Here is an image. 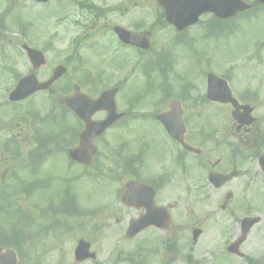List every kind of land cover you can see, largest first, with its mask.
<instances>
[{
    "label": "flooded vegetation",
    "instance_id": "flooded-vegetation-1",
    "mask_svg": "<svg viewBox=\"0 0 264 264\" xmlns=\"http://www.w3.org/2000/svg\"><path fill=\"white\" fill-rule=\"evenodd\" d=\"M249 1L252 7L232 18L217 19L212 14H204L201 17H211L214 24L232 27L238 22L248 23L255 20L256 17L262 16L264 25V4L259 0ZM89 4L94 3L90 1L87 5ZM99 4H103V2H99L96 4L97 6H89L88 9H76L86 17V22L81 21L74 25L75 32H72L71 48L68 56L65 57V63L72 66L70 67L73 75L75 74L74 79H76V82L71 84V88H68L66 95L72 94L75 91L74 86L77 85L80 92L96 97V95L93 96V93L96 94L93 89L88 87L93 84L97 75L91 70L81 72L84 68L83 63L88 60L91 54V48H88L86 44L91 37L100 31V33L105 31L107 35L105 42H113L119 45V48L124 47L121 43L119 44L114 33V27L119 24H111L112 22L108 20V7L105 9ZM110 9L120 16L117 5ZM152 26L156 27L154 24ZM191 27L182 33H187ZM131 30H138L135 32L148 35L149 49L142 50L136 47H129V49L135 55L155 62L156 70L150 72L154 80L152 86H156L155 90H152V87H136L132 89V92L125 93L123 88L119 87L124 78L121 76L122 66L119 56H117L118 52L110 51L112 53L110 56H108V51L105 52L108 59L101 62L99 72L107 84L105 88H117L116 111L122 115L110 128L106 129L103 135L95 140V142L101 141L109 134L106 140H110L111 147L107 151L98 152L97 155H100L103 160L101 165L115 166L116 168L117 178L115 181L119 201H122L128 183L135 182L139 185L141 193L132 192L129 197H135L134 201L138 205L151 201L156 208H160L155 219L158 226L153 224L142 232L155 231L163 235L166 240H170L172 236L176 235L177 232L173 234L175 230H180L182 227L173 223L174 210L177 205H180L178 208L183 210L184 215L188 213L187 208L190 206L191 212L201 207H211L204 213V219L215 225H218L221 214L233 215V219H235L234 214L239 208L247 210L252 207L249 205L247 197L239 201L235 200L237 187H240L244 192H250L257 186L264 190V78H246L249 85L255 81L253 87H236L234 83L231 84V80L228 78L226 80L234 101L228 100L230 102L223 103L207 101L203 82L201 89L195 87L193 82H189L186 75L172 72L167 41L153 39L152 27L148 29L132 28ZM108 32H110V36ZM191 38V41H194V35ZM260 42L261 45L258 46L264 49V40ZM156 47H160L162 50L157 51ZM158 52L160 55H156ZM157 56L160 57L159 60ZM22 57L26 59L25 55H21ZM158 64L160 68L157 67ZM6 72L5 74H8L9 79L12 80L14 72L12 68ZM192 76L190 77L191 81ZM1 79L4 78L0 76V82ZM245 109H250L247 117L254 118V122L250 126L240 124L233 117V111L236 110L235 112L242 114ZM51 111L52 113L48 115L31 114V116L25 114L15 116L10 111L9 114L0 116V133L2 131L9 133L8 129L18 130V135L22 134V136L12 137L10 135L8 138L10 141L15 140V142L25 145L26 148L21 147L24 150L23 156H28L29 152H32L30 155L37 159L53 156L56 154L53 150L56 149L60 140L62 119L66 115H70L76 127L77 124L81 125L82 129L84 125L69 110H64L65 114L60 109ZM161 112L166 113L167 123L174 126L172 130L174 136L156 119V115ZM105 116L106 112L100 111L95 113L91 119L101 120ZM29 117L36 119L37 123L32 126ZM14 119L16 123L8 125ZM6 121L7 123H5ZM45 122L53 123L51 130L53 135L43 134L42 128ZM79 132H74L76 142H78ZM4 140L6 139L0 137V141ZM101 169L107 170L106 173L114 170L104 167ZM218 174L234 175V177L221 182V179L215 176ZM217 192H223V194L214 200ZM174 193H176V199H173ZM261 198L264 200V194ZM140 202L141 204H139ZM122 206L126 207L124 204ZM131 209L136 210L137 217L145 211L141 206ZM245 216H250L249 212H246L242 217ZM240 220L239 223L237 220L234 221L233 224L238 223L234 229L230 226L223 228L222 234L232 233L231 237L234 241L239 234ZM183 229L191 234L197 229L200 231V236L206 229L205 221L191 223ZM125 230L126 228L123 230L124 233ZM180 235L182 234L179 232L174 237L181 238ZM166 256H168L167 253H163L159 260L165 259V264H172L178 260V256H175L168 261ZM179 259L183 261V264L187 263L182 257ZM245 260L248 263V259ZM189 262L195 263L192 258L189 259Z\"/></svg>",
    "mask_w": 264,
    "mask_h": 264
},
{
    "label": "rangeland",
    "instance_id": "rangeland-1",
    "mask_svg": "<svg viewBox=\"0 0 264 264\" xmlns=\"http://www.w3.org/2000/svg\"><path fill=\"white\" fill-rule=\"evenodd\" d=\"M94 1L103 2V5L107 4L109 7L111 4L123 3L118 11L120 16L114 10L110 11L108 20L112 22L111 24L117 23L129 28L141 27L142 29L152 27L153 39L170 40L172 34L170 28L160 30V27L152 26L155 20L153 13L155 11L157 14L159 11L157 0ZM73 8L74 5L70 6L69 0L63 3L49 0L44 4H37L34 0H0V22L2 20L4 24V28H0V63L22 74L30 71L29 64L19 56V53L17 54V50L8 45L10 40L16 41L21 38L15 30L14 22L22 20L27 22L25 25L28 27V38L33 40L35 46L43 49L46 56L47 63L39 71V80L49 77L53 69L64 61L69 40L73 36L72 32H75L72 24L75 20H80L81 14ZM58 17H62V21L59 22ZM205 22L206 20L203 23ZM100 32L93 39L107 40V35ZM197 32L203 36V40H190L180 46L181 49H178V45H174L177 50H174L173 69L174 72L186 75L187 80H190L193 75L191 82L195 87L202 89V80L209 71L221 74L232 69L234 72L232 78L236 87L248 86L246 78H264V49H260L261 51L255 57L256 60H250L249 55H253L255 49L243 47L244 41L255 37L254 33L255 39H261L264 36L262 24L259 26L254 23L241 24L237 30L227 33H216L213 24L210 27L197 29ZM108 34L110 36L109 32ZM105 59H108L105 53L92 51L88 60L83 63L85 72L89 69L97 71L98 65ZM120 60L124 61L121 58ZM133 60L135 61L131 58L129 62ZM123 69L127 73L130 72L129 67L125 66ZM123 69L121 72L124 71ZM133 72L128 77L126 92H132L133 86L143 81L140 70ZM68 75L69 77L58 82L54 87L67 85L69 78L71 76L73 78L75 74L73 75L70 71ZM5 78L1 79L0 85L7 84ZM9 82L8 85L11 84V81ZM254 83L255 81H252L249 86L253 87ZM153 86L152 90H155L156 86ZM98 88L101 90L103 86ZM5 102L6 95L0 90V104ZM47 104H51V99L45 93L35 94L23 103L24 106L34 105L33 108H38L42 112L46 111L44 105ZM1 112H3L2 109L0 114H3ZM67 118L71 122L72 118ZM13 133L18 135V130H14ZM21 147L26 148L22 143ZM100 147L105 149L101 144ZM41 167L40 172L26 181L23 192L19 193L20 196L16 199L15 206L24 209L25 220L21 222L19 215L18 218L12 217L6 222L0 214V227L7 230L21 223L20 226L34 237L31 239L25 232L30 240L22 247V257L18 259V264H158L157 255L165 251L164 246L167 244L163 235L147 230L131 240L122 238L120 229L122 230L130 218L135 217L136 210L124 208L118 204L113 187L115 183L111 185L101 179L80 176L82 167L70 163L63 152L47 160ZM5 168L4 164L0 163V188L5 187L11 180L4 176ZM11 183L14 185L13 181ZM1 184L4 185L1 186ZM15 187L13 186L14 189ZM258 187L250 192H244L237 187L235 200L239 201L247 197L249 205H252L251 215L261 218V221L248 233L246 240L240 246V251L264 264L262 260L264 258V200L261 198L263 189ZM222 194L223 192H217L213 199L217 200ZM173 199H176V193L173 194ZM179 206L177 205L174 210L173 223L182 227L181 231L176 229L173 234L177 232L176 235H178L180 232L182 235L177 239L174 238L176 235L172 236L173 239L171 238L170 242H178V246H181L185 252H192L197 261L195 264H246L240 257L225 253L226 246L232 240V233L222 234L223 228L230 226L234 229L238 226L237 222L233 223L244 214L246 208H239L234 214L235 219L233 215L221 214L218 225H215L204 219V213L211 207H201L191 212L190 206L187 208L188 213L184 215ZM200 221H205L206 229L196 243H192L191 233L183 231V228ZM80 238L90 242L89 250L95 253V259L83 262L74 260L73 250ZM172 264H183V261L178 259Z\"/></svg>",
    "mask_w": 264,
    "mask_h": 264
},
{
    "label": "water",
    "instance_id": "water-1",
    "mask_svg": "<svg viewBox=\"0 0 264 264\" xmlns=\"http://www.w3.org/2000/svg\"><path fill=\"white\" fill-rule=\"evenodd\" d=\"M41 2H45L46 0H37ZM159 4L165 9L166 11V19L174 24L176 27L181 29L183 26L187 24L193 23L196 21L198 15L204 11H214L218 16H223L224 14H233L236 11L243 10L247 8L245 4L242 3L241 0H159ZM121 30V29H120ZM131 41V40H130ZM28 56L33 64L34 68H37L44 64L43 56L31 49H26ZM64 68L58 67L53 72L52 77L44 82L38 83L35 79L34 75H30L27 77L22 78L18 85L16 86L15 90L9 96L11 101L21 100L35 91L42 90L48 88V86L56 80L61 74L64 72ZM208 97L213 98L216 94V90L214 89L216 85L221 83L225 85L223 81H220L215 76L209 74L208 77ZM107 94L105 93L101 96L98 100L92 102L91 106L93 108H101L103 105L102 103L105 100ZM67 106L72 107L73 103L71 102V98H64L62 100ZM105 122L96 124L95 127L98 131L104 129ZM88 131V130H87ZM81 148L77 150H70V157L74 160L85 162L84 159L81 158L80 151H88L86 141H81ZM90 152L93 150L90 149ZM146 219V218H145ZM258 221V219H248L246 220V225L244 224V229L242 231V237L239 239L237 243L232 245L228 248L229 251L235 252L237 245L245 238L248 229ZM198 232H194V238L196 237ZM88 244L80 243L75 251V258L77 260H82L88 257L87 253ZM0 264H15V255L12 251L1 252L0 250Z\"/></svg>",
    "mask_w": 264,
    "mask_h": 264
}]
</instances>
